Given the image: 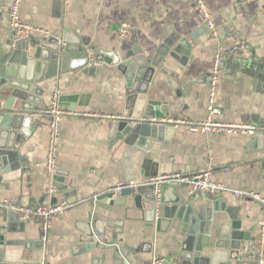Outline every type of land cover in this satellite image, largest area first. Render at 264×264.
Masks as SVG:
<instances>
[{
  "label": "crops",
  "instance_id": "0c3cea01",
  "mask_svg": "<svg viewBox=\"0 0 264 264\" xmlns=\"http://www.w3.org/2000/svg\"><path fill=\"white\" fill-rule=\"evenodd\" d=\"M12 1L0 0V49H9L8 43L13 40L9 17ZM61 3L58 7L56 0H23L22 18L51 31L52 37L62 38L69 31L81 37L84 44L91 43L96 49L107 51L123 52L139 44L151 56L170 32L190 39L188 64L184 66L166 57L164 70L155 73L147 94H139L133 111L135 117L142 115L141 107L148 98L169 102L171 114L167 119L205 120L208 75L222 46L230 57L219 82L216 102L221 112L216 118L236 128L231 132L200 133L179 125L168 140L149 137L132 147L124 143L111 145L114 120L129 114L126 81L116 65L101 62L94 76L76 68L45 80L40 85L45 88L44 100L48 105L55 92L60 98L89 95L87 105H76L74 109L67 99L60 101L64 109L75 112L61 120L58 169L64 171V184L74 192L72 199L76 202L53 220L46 238L37 220L17 221L14 230L6 233V240L14 244L2 248L4 262L115 264L100 248L86 254L78 252L79 248L74 246L76 221L87 219L90 211L99 218L122 219L123 208L111 206L103 195L121 183L144 181L147 170L160 176L210 169L216 182L231 189L264 193V145L256 144L254 132L249 130L264 119V93L257 89V79L250 68L251 58L264 52V0H207L214 13L217 35L204 24L195 0H62ZM122 22L130 25L125 38L118 31ZM242 43L247 44L245 50L240 48ZM31 117V134L20 144L19 158H14L21 161V166L2 175L0 199L23 205L48 204L54 197L58 202H66L64 192L49 193L53 185L46 168L50 118L45 111ZM144 159L151 162L146 169L142 166ZM176 193L182 202L193 201L198 208L219 197L192 198L188 186L183 184L178 185ZM221 196L229 205L240 207L242 229L254 238L244 243L240 258L230 264H257L263 204L237 196L233 191ZM3 213L0 210V223ZM122 229L117 242L112 240L113 229H107L108 244L129 245L138 251L130 253L121 264H149L159 256L166 257L167 264H177L183 236L176 223L166 231H158L155 223L126 219Z\"/></svg>",
  "mask_w": 264,
  "mask_h": 264
},
{
  "label": "water",
  "instance_id": "95a60500",
  "mask_svg": "<svg viewBox=\"0 0 264 264\" xmlns=\"http://www.w3.org/2000/svg\"><path fill=\"white\" fill-rule=\"evenodd\" d=\"M61 1L56 0L58 7ZM8 44L9 49H0V183L2 175L21 166V161L14 158L19 156L20 144L31 134V116L44 112L49 106L44 100L45 88L40 84L70 69L81 68L84 74L94 76L98 64L105 62L116 65L124 76L129 114L114 120L111 145L124 143L132 147L139 140L149 137L168 140L174 132L175 124L167 121L171 114L169 102L146 98L141 107L142 115L135 117L133 111L139 94H147L155 73L164 70L166 57L184 66L188 64L192 51L188 37L170 32L151 56L139 44L123 52L97 49L95 61L98 64L91 65L82 38L69 31L62 38L50 37L31 43L10 41ZM250 68L257 79V89L264 93V52L251 58ZM88 97L75 94L59 97V101L67 99V104L74 109L76 105H87ZM251 130L254 142L263 146L264 119ZM150 163L149 159H144L143 168L146 169ZM64 174V171L58 170L52 183L57 191L64 192L66 202L72 204L76 199H72L74 192L64 184ZM156 176L158 172L147 170L144 181H138L136 186H126L119 191L117 185L103 195L110 200L111 206L123 208L122 219L99 218L90 211L87 219L77 220L75 227L78 233L74 246L79 248L78 252L86 254L100 248L105 256L114 259L115 264H121L138 249L119 243L109 245L106 233L108 228L113 229L112 240L117 242L118 233L122 232L124 221L128 219L155 223L158 231H166L176 223L183 236L177 264H230L232 260H238L244 243L254 240L249 231L242 229L240 207L229 205L220 196L210 205L198 208L193 201L182 202L176 193L178 184L168 182L162 184L158 201L154 184L149 182ZM51 203H58V199L52 198ZM20 219L14 211L3 213L0 264H10L4 262L2 248L13 243L6 240V233L12 232Z\"/></svg>",
  "mask_w": 264,
  "mask_h": 264
},
{
  "label": "built area",
  "instance_id": "2783aa9c",
  "mask_svg": "<svg viewBox=\"0 0 264 264\" xmlns=\"http://www.w3.org/2000/svg\"><path fill=\"white\" fill-rule=\"evenodd\" d=\"M23 0H13L9 6L10 25L12 29V41L13 43L24 41L31 43L32 41H42L52 37V32L42 27L36 26L22 18ZM197 7L201 10L204 19V24L212 31L213 35H217V27L215 23L214 13L210 10L207 0H195ZM130 30V25L126 22H122L119 25L118 31L121 38H125L126 34ZM85 52L88 56V63L98 64L95 61L97 49L91 43L84 44ZM242 50L247 48L246 43H242L240 46ZM230 57L227 56V52L220 46L218 53L213 59V64L208 75V104H207V116L206 119L200 122L190 121L188 119H167L168 122H172L175 126L183 125L187 129L193 132L206 133L208 131H228L231 132L236 127L228 123H224L217 120V115L220 114V107L216 102V97L219 90V82L226 71V60ZM59 93L55 92L52 100L45 113L49 116L50 136L48 145V154L46 159V168L50 176H53L58 172V156H59V143L61 139V120L65 115L75 114L74 111L64 109L59 101ZM251 130V129H249ZM252 131V130H251ZM149 182L154 184L155 194L159 201L162 184L163 183H175L178 185H187L188 192L192 198H199L207 195L221 196L224 193L233 191L237 196H247L254 200L261 202L264 206V193L257 192H244L239 189H231L228 186L218 183L213 178V172L210 169L197 171L195 173H170L157 176L149 179ZM137 181H131L128 183H121L117 186L120 191L121 188L126 186H136ZM56 191L52 185L49 189L50 195ZM69 207L67 202H58L56 204L40 203L33 205H23L15 203L9 199H0V210L14 211L20 215L23 221L37 220L40 226V230L43 234V238H46L49 233L53 220L62 215L64 211ZM260 240L257 249V264H264V214L260 219ZM168 259L166 257H154L149 264H167ZM43 264V263H42Z\"/></svg>",
  "mask_w": 264,
  "mask_h": 264
}]
</instances>
